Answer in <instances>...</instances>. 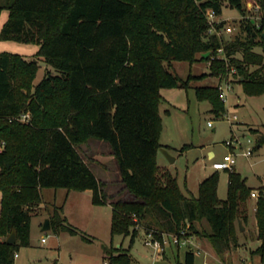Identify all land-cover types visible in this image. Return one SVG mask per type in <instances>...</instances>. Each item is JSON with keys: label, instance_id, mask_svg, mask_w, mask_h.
Returning a JSON list of instances; mask_svg holds the SVG:
<instances>
[{"label": "trees", "instance_id": "obj_1", "mask_svg": "<svg viewBox=\"0 0 264 264\" xmlns=\"http://www.w3.org/2000/svg\"><path fill=\"white\" fill-rule=\"evenodd\" d=\"M224 1L11 0L0 4V14L9 11L0 40L39 46L31 59L0 51V264H14L15 253L30 245L33 209L43 202L42 189H90L94 204L108 201L102 183L77 149L90 138L109 143L122 182L135 196L131 201L111 202V234L130 235V246H105L109 264L132 262L130 249L138 236L134 227L138 223L173 233L186 221L206 218L211 226L206 236L218 255L223 257L237 243L235 221L246 218L240 216V206L252 190L241 173L226 170V199L218 195L220 171L216 170L200 183L198 196L188 197L176 176L157 164V154L165 146L160 141L161 89L188 88L191 79L207 75L189 74L183 81L169 70L173 61L206 60L208 74L221 80L234 68L245 93L264 94V0H247L249 7L246 0H227L244 15L255 7L261 10L260 22L244 17L242 35L229 41L217 31L209 32L208 11L221 15ZM223 24L215 23L216 30ZM206 52L210 54L204 57ZM39 59L59 73L49 70L34 84ZM196 95L211 103L216 116L224 114L218 85L197 87ZM28 112L30 116L23 120ZM256 205L261 243L252 254L264 264L263 196ZM63 210V205L55 207L51 227L76 232L65 223ZM14 229L18 240L9 243L7 236ZM194 261L195 253L187 250L183 264Z\"/></svg>", "mask_w": 264, "mask_h": 264}, {"label": "rangeland", "instance_id": "obj_2", "mask_svg": "<svg viewBox=\"0 0 264 264\" xmlns=\"http://www.w3.org/2000/svg\"><path fill=\"white\" fill-rule=\"evenodd\" d=\"M9 1L11 0H0V4ZM245 5L249 7L247 0ZM7 17V10H3L0 14V30ZM244 17H252L256 22H260L261 10L259 7H255L244 15L238 8L232 7L225 0L222 14L212 18V24L209 22L210 29H212H209V32H218L215 23L223 21V31L219 35L224 41L232 40L238 34L242 35L240 24L241 21H244ZM23 47L26 46H22L15 41L0 40V51L19 53ZM255 49L260 51L258 47ZM220 54L222 56V53ZM238 55L241 56L240 53ZM38 63L39 69L34 84H37L47 74L49 70L46 66L55 74L59 73L42 59H39ZM227 65H230V62ZM254 68L255 66L252 67V69ZM169 70L177 74L183 81L188 78L189 74L207 75L203 78L191 79L188 88L161 89L164 99L160 104L162 124L160 141L176 147L178 150H173L174 153L181 151L184 145H188L189 148L181 152L183 154L177 155L179 154L177 153L176 155L179 158L174 163H170L165 155L159 153V164L169 163L171 165V168L167 169L172 175L177 176L182 190L188 197L198 196L199 181L204 178V174H210L214 170L211 168L212 161L209 158L208 150L215 151L217 157L214 160L224 159L225 154L232 151L231 163L236 171L248 177L249 185L262 183L264 181V94L249 95L245 93L239 82V76L233 74L236 69L232 68L227 74L232 87L229 90L226 102L222 100L226 106L224 113L236 116V118L232 117L234 120L231 122L224 115L216 116L211 110V103L208 100L198 99L196 95L197 87L218 84L219 87L220 83L225 85L224 78L221 80L217 76L208 74L210 73L208 61L201 60L193 64L186 61H173ZM209 122L213 123L212 126L209 125ZM234 137H238L241 144L228 147L225 142ZM262 138L263 140H261ZM77 148L99 176L110 180V178L115 179L117 173L119 175L118 162L108 142L90 138L87 142L78 145ZM245 151L249 152L248 156L244 155ZM220 173L218 195L221 199H225L227 196L226 180L228 172L220 170ZM186 181L187 186L185 185ZM114 185V187H111L109 183L106 187L104 186L103 190L107 197H109L108 193L111 189L116 190L119 188L116 184ZM54 189L44 188L41 207L37 206L38 208L33 209L31 219L32 246L29 251L34 252V257L31 258V261L29 260V264H54L55 260H58L60 264H104V260H107L104 259L105 245H110L111 237H114V243H111L113 246L118 242L123 243V246L120 247L128 248L130 246V235H111L110 220L104 215L106 214L105 210L92 203V190L87 192L72 190L68 196V189L58 188L56 194ZM116 196V201H131L130 194L127 191H123V193L121 191ZM256 201L248 196L241 203L242 215L240 216L244 218L243 214L246 215L242 222L246 228L240 231L238 228L239 221L236 219L237 243L224 255L229 254L228 258L237 259L236 261L239 264H243L241 261H244V259H246L245 264H251V257L256 263L260 262L259 257L252 254L257 241ZM61 205L64 209L63 216L67 215L65 223L74 228L76 232L56 230L53 226L49 230L43 231L45 221L50 220L55 207ZM186 222L190 223V231L195 232L199 240L206 242V244L204 243V249L206 248L219 256V258L215 257L214 253H208L202 247L198 252L194 246L192 248L196 252L195 264H204V261L211 264H220L219 259L222 260L224 256L218 255L214 248L210 246V240L206 235L211 232V226L207 219L195 220L192 222L193 224L190 221ZM134 227L138 229V236H136L130 249L132 259H134L130 264H180L179 259L180 261L184 260V252L187 250L185 247L181 248L179 259L177 257H157L153 249L144 242V231L150 229L139 223ZM153 227H157V224H154ZM42 237L46 238V242H42ZM22 251L24 252L26 249Z\"/></svg>", "mask_w": 264, "mask_h": 264}, {"label": "crops", "instance_id": "obj_3", "mask_svg": "<svg viewBox=\"0 0 264 264\" xmlns=\"http://www.w3.org/2000/svg\"><path fill=\"white\" fill-rule=\"evenodd\" d=\"M7 13H8V16H9V11L7 10ZM8 18V17H7ZM7 20V19H6ZM5 20V21H6ZM4 24V23H3ZM2 24V25H3ZM19 43V42H18ZM22 46H26V47H23V49L19 52V54H21V55H23L25 58H27V59H31V58H33L34 56V54L37 52V50L39 49V46L37 45V44H26V43H20ZM32 45V46H31ZM28 46V47H27ZM18 53V52H17ZM46 68L48 69V70H50L49 69V67L48 66H46ZM219 85V84H218ZM89 140V139H88ZM87 142V141H86ZM85 143V142H84ZM162 143V142H161ZM82 144V143H81ZM163 145H165V146H163V147H165L166 149H168V151H169V153H171L174 157H175V161L179 158V156H177V155H180V154H183V153H181V152H184L185 151V149L184 150H181V151H176V153H174V152H172L173 150H178L176 147H173V146H170V145H168V144H165V143H162ZM80 145V144H79ZM189 148V147H188ZM78 149V148H77ZM187 149V148H186ZM79 151V150H78ZM79 153L81 154V156L83 157V159L87 162V160H86V158H85V156L79 151ZM159 153H161L163 156H164V154L159 150V152H158V154H157V164L160 166V167H166V168H171V165L169 164V163H167V164H159V160H158V157H159ZM177 153H179V154H177ZM208 153H209V158L211 159V161L213 162V161H216V160H214V159H216V153H215V151L214 150H208ZM177 154V155H176ZM219 160V159H218ZM174 161V162H175ZM87 164L90 166V168L92 169V171L94 172V174L96 175V177L98 178V180L102 183V185H103V189H104V186L106 187V185L107 184H109L110 183V185H111V187H114L115 185L114 184H116V186H118L119 188L118 189H116V190H110V192L108 193L109 194V197H108V201L105 203V204H100V205H98V206H100L101 208H103L104 210H105V212H106V214H104L106 217H108L109 218V220H110V226H111V221H112V210H113V207H112V204H111V202L114 200V201H116L117 200V196L116 195H118L119 194V192H121L122 191V193H123V191L124 192H129V194H130V198H131V200H134L135 199V196H134V194L133 193H131L125 186H124V183L122 182V178H121V173H120V170H119V175H118V173H117V177L114 179V178H110V180H108V179H105V178H103V177H101V176H99L94 170H93V168L91 167V165L87 162ZM104 167H106V166H104ZM107 168V167H106ZM212 168V167H211ZM109 171V170H108ZM215 170H213V172H214ZM213 172H210V174L211 173H213ZM240 173V172H239ZM210 174H204V178H201V180L199 181V185H200V183L206 178V177H208ZM242 175V174H241ZM176 176V175H175ZM243 176V175H242ZM220 177H221V173H220ZM244 178H246V182H247V185L249 186V187H251L252 189L253 188H259L260 186H261V183L260 184H257V185H252V186H250L249 185V180H248V177H245V176H243ZM176 178H177V176H176ZM177 181H178V178H177ZM227 189H228V182H229V173H227ZM178 184H179V181H178ZM185 185L187 186V181L185 182ZM179 186H180V184H179ZM218 187H219V185H218ZM180 188H181V186H180ZM57 189L58 188H55L54 189V192H55V194H56V191H57ZM43 190L44 189H42V198H43ZM90 191V189H86V190H83L84 192H87V191ZM181 190H182V188H181ZM71 191L72 190H69V191H67V195L69 196L70 194H71ZM75 191H77V190H75ZM79 191V190H78ZM83 191H81V192H83ZM183 191V190H182ZM183 193L186 195V196H188L184 191H183ZM92 194V193H91ZM227 197V196H226ZM221 199V198H220ZM226 199V198H225ZM1 200H2V192H1V190H0V214H1ZM256 201V200H255ZM93 203V202H92ZM39 207V206H38ZM37 207V208H38ZM40 207H41V205H40ZM36 208V209H37ZM65 216H66V218H67V215L65 214ZM240 222H242V221H239V226H240ZM51 226V225H50ZM51 228V227H50ZM245 226H244V230H245ZM241 231V230H240ZM243 231V230H242ZM112 235V234H111ZM30 236H31V229H30ZM113 238L114 237H111V240H110V245H111V243H114V240H113ZM199 242H200V246L203 248V250H207L208 251V249H204V243L206 244V242H204L203 240H199ZM261 243V241L260 240H258L257 239V241L255 242V246L253 247V250L259 245ZM210 244V243H209ZM251 244V243H250ZM109 245V246H110ZM115 245V244H114ZM31 246H32V244H31V238H30V245L29 246H24V247H21L20 248V250L18 251V256L16 257V259H15V262H14V264H29V260L31 261V258L32 257H34V252H31V251H29L30 250V248H31ZM105 246H107V245H105ZM120 246H123V243H120V242H118V244H116L115 245V247H117V248H119ZM210 246H212V245H210ZM181 248L182 247H175V246H170V247H168L166 250H165V252L162 254V255H159L160 257H162V258H169V257H177L178 259H179V257H180V251H181ZM23 249H26V251H22ZM211 249H212V247H211ZM187 250H190V249H187ZM186 250V251H187ZM251 250V249H250ZM249 250V251H250ZM186 251L184 252V253H186ZM194 252V251H193ZM211 253V254H213L212 253V251H208V253ZM195 253V257H196V252H194ZM185 255V254H184ZM215 257H217V258H219V256H217L215 253L213 254ZM159 256H157V257H159ZM229 257V254H227L226 256H224L223 257V259L221 260V258L219 259L220 260V264H239L236 260L237 259H233V258H228ZM184 259H185V256H184ZM251 259H252V261H251V264H261L260 262L258 263H256L254 260H253V258L251 257ZM133 260L134 259H132V262H133ZM104 261H107V260H104ZM183 262H184V260L183 261H180V259H179V263L180 264H183ZM241 263H243V264H245L246 263V259H244V261H241ZM54 264H60L59 262H58V260H55V262H54ZM69 264H72V263H69ZM194 264H195V261H194Z\"/></svg>", "mask_w": 264, "mask_h": 264}, {"label": "built area", "instance_id": "obj_4", "mask_svg": "<svg viewBox=\"0 0 264 264\" xmlns=\"http://www.w3.org/2000/svg\"><path fill=\"white\" fill-rule=\"evenodd\" d=\"M216 17L214 15V13L212 11H208V19L209 22L212 24L211 19ZM212 30V29H210ZM222 29L219 30L217 33L221 34L222 33ZM218 51L220 53H222V58H224L227 61L226 56L223 53V49L219 48ZM225 81V85H223L222 83H220V98L226 102L227 100V96L229 93V90L232 87L231 84V80L226 76L224 78ZM224 116H226L228 118V120H230L231 122L234 120L232 119V117L236 118V116H231L229 113H224ZM30 116L29 112L24 114L22 116V119L25 120ZM212 122H209V125L212 126ZM226 145L228 147H234L235 144H241V141L238 137H234L230 140H227ZM232 155L233 152L230 151L229 153L225 154L224 159H219L216 161H213L211 163V167L216 170V171H220V170H228V171H232L234 170V166L231 163L232 161ZM244 155L248 156L249 152L245 151ZM261 196L264 197V181L261 183V186L259 188H254L251 190V197L254 198L255 200H258ZM144 242L147 246H149L150 248L153 249V251L155 252L156 256L162 255L165 250L170 247V246H175V247H185L187 249H190L192 251H194V249L192 247L195 246V248L197 249L198 252H200L201 246H200V242L199 239L196 237V233L190 231V223L186 222L185 224H183L181 226V228L177 231V232H173V233H168V232H158L155 229H150L147 231H144ZM42 242H46V238L42 237ZM18 256V252L15 253V257ZM104 264H109L108 261H105ZM204 264H211L208 261H204Z\"/></svg>", "mask_w": 264, "mask_h": 264}, {"label": "water", "instance_id": "obj_5", "mask_svg": "<svg viewBox=\"0 0 264 264\" xmlns=\"http://www.w3.org/2000/svg\"><path fill=\"white\" fill-rule=\"evenodd\" d=\"M209 54H210V52H206V53L203 54V56H204V57H207ZM160 151L166 156V158L168 159V161H169L170 163H174V161H175V157H174L171 153H169L168 149H166L165 147H161V148H160ZM50 227H51V226H50V220L47 219V220L45 221L44 226H43V231L49 230ZM240 230H241V231L244 230V225H243L242 222H240ZM17 240H18V238H17V233H16V230L14 229V230L10 233V235L7 237V242H9V243H16Z\"/></svg>", "mask_w": 264, "mask_h": 264}]
</instances>
